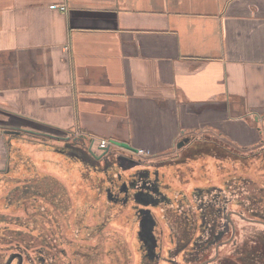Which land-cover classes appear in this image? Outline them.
<instances>
[{
    "label": "crops",
    "instance_id": "crops-1",
    "mask_svg": "<svg viewBox=\"0 0 264 264\" xmlns=\"http://www.w3.org/2000/svg\"><path fill=\"white\" fill-rule=\"evenodd\" d=\"M263 119L264 0H0L1 167L25 178L47 159L15 156L24 132L149 156L187 132L257 144Z\"/></svg>",
    "mask_w": 264,
    "mask_h": 264
},
{
    "label": "flooded vegetation",
    "instance_id": "flooded-vegetation-1",
    "mask_svg": "<svg viewBox=\"0 0 264 264\" xmlns=\"http://www.w3.org/2000/svg\"><path fill=\"white\" fill-rule=\"evenodd\" d=\"M16 136L22 137L23 134ZM34 137L35 136L32 135L29 138L28 136L25 138L30 141L32 140V143L44 144V148L41 149H45V152L58 149L64 152H70L78 157L83 156L89 159L90 162L91 158L95 159L91 163L88 162V164H84L82 161H77L76 158L71 159L62 153H59L61 157H58L68 162H78L77 164L75 162L69 164H73L75 169H81L82 167L83 174L81 173V176L84 179L88 178L90 179L89 181H91L94 175H99L97 177L101 182L95 184L98 189L99 187L103 189V196L106 197L109 202L113 204L120 202L122 206L126 207L132 202L131 206L135 210L134 216L138 219L139 224V229L136 232L137 239L142 245V258L136 259L134 264L136 262H138V264H159L158 261L161 259L165 262L169 261L171 264H183L184 262H192V260H199V264H201L212 259H204V255L215 246L216 251L213 257L214 259L207 263L210 264L220 255L221 246L226 245L230 241H233L232 243L235 242L236 225L232 216H240L246 220L249 218L253 223L257 221L258 223L255 224L264 226V186L253 187L254 189L252 190L243 191V188H241L243 181L245 183L247 182L246 184L251 183L253 185L257 181L249 177L237 176L235 173L233 174L230 172V169L226 171L227 174H221L219 181L215 182V184L210 183L205 186L195 187L194 190L190 192L191 197L187 192L185 193L183 190H178L177 193L180 194L181 198L179 199V206L175 207L174 202L176 201L174 197H170V194L165 191L171 189V185L168 182L169 172L164 168H172L175 164H179V162H177L178 160L185 161L184 159L186 156L197 158L199 153L197 148H200L199 145L197 146V142L201 140V137L191 138L193 135H185L181 138V140H185L184 145L177 149L179 152L177 151L165 158L162 156L155 159L147 156V154H140L143 156L139 160L133 158V152L128 153L126 150L120 148H118L120 151H117L118 149L112 150L111 147L105 150L100 148L103 146L101 144L93 146L94 153L97 157L96 159L90 155L87 149L88 146L85 145L83 141H81L80 144H78L77 141V144L73 143V139L76 135L64 140L63 144H58L50 139L39 141ZM41 138H43V136ZM195 139L197 142L192 143ZM35 140L36 142H33ZM189 140L192 141H190V144ZM198 144H201V142ZM104 146H107V144ZM220 147L223 146L215 143L211 145L203 144L201 148H203L205 152L213 150L210 153H214L215 158H218V160H223L225 154H228L224 157L226 161H242L244 158L247 159L248 156L255 155L256 157L264 156V147L255 152L253 151L254 153L252 155V152L246 154L249 150L246 151V153L241 151L232 152L229 149L220 150ZM99 156L100 158H98ZM41 158L48 159L51 157L41 156ZM222 160H220V163H222ZM14 164V166H19L20 170H24L23 164L20 163L18 159L15 160ZM187 167L190 168L191 166L189 165ZM11 169L13 168L7 169L4 174L9 173ZM178 170L181 169L177 167L176 171L171 174L178 178ZM57 177L64 182L67 181L65 177ZM10 178L20 179L19 181H14L19 182L21 185H17L19 186H16L17 189L15 187L10 191L8 190V193H5L3 199L7 201L8 204L10 203L11 205L15 203L20 207L19 209L25 210L28 203L27 196H30L32 191L41 192V190H37L35 187L31 188L30 185H43L42 182H40L42 180L39 178H25L22 173L19 176H12ZM12 185L14 186L15 184H11L10 189L13 187ZM18 190L20 191L19 194L17 193ZM174 192H176V190H174ZM182 204H184L185 207H183ZM230 205H232V208H229ZM183 213H185L184 215H187V217L181 216ZM246 214H251V216L257 215L261 218L247 217ZM155 215H158L161 223H165L164 225L168 226L171 237H174L171 239V243H174L178 250L179 247L183 246L179 251V254H182V262L179 260L176 262V260L171 257L174 256L172 255L173 250L167 249L166 256L164 257L160 255L159 248L161 244L156 231L158 220ZM179 216L182 218L179 219ZM27 220L30 221L28 218ZM8 221L10 224L19 223L29 225L27 221L21 219L15 220L12 218ZM179 223H182V225H179ZM9 226L10 225H8V227ZM145 226L147 227L146 229H148V234H150V236L153 235L155 239V249L152 248V241L142 238L143 228ZM29 228H31L30 225ZM95 229L102 231V224L96 226ZM230 230L231 236L225 240V234ZM162 231L163 228L161 229V232ZM32 233L35 234V229L33 228L28 231L23 227H9L7 229V238L4 239V241H0L3 242L0 246L4 247V250L0 251V264H98L100 262L101 264H127L130 261L128 252L123 249V245H120L121 243L116 246L115 251H107L105 241L102 243H93V241H91V243L82 246L83 248L80 249L78 247L79 245L65 247L64 240L61 241L59 238L60 236H54L49 243L51 249L46 253L50 260L48 261L47 258H45L46 251H44V247H42V237L37 239ZM38 233H40L39 236H42V231L39 230ZM93 237V232L87 234V240L93 239ZM13 241H20L21 245L15 243L14 247H16V249L8 248L10 247L8 244ZM2 253H6V255ZM122 253L127 254L126 259L123 260L125 262H123L120 257ZM103 254L107 255V257L103 258ZM64 255H67L68 259L63 258Z\"/></svg>",
    "mask_w": 264,
    "mask_h": 264
},
{
    "label": "rangeland",
    "instance_id": "rangeland-1",
    "mask_svg": "<svg viewBox=\"0 0 264 264\" xmlns=\"http://www.w3.org/2000/svg\"><path fill=\"white\" fill-rule=\"evenodd\" d=\"M253 126L255 128H257L258 132L261 134L262 137V141L258 142L257 144L253 143L251 145H244L242 142H240L239 140H236L235 138L230 137L229 135H226L225 132H222L220 130H215L216 132H187L190 134L187 135H193V137L191 138H198L201 137V140L197 142V140L195 139L193 142L191 140H189V144L190 141L192 143L197 142V146L199 145L200 148H197L199 150L198 156L197 158H190L188 156H186V158L184 159L185 161H181L178 160L177 162H179V164H175L174 166H172V168H164L166 171L169 172V184L171 185V189H169L168 191L165 190L168 194H170V197H174V200L176 202L175 203V207L179 206V202H180V194H178V190H183L185 193L187 192L188 195L191 197L190 192H192L194 190L195 187L197 186H205L208 184H212L215 182L219 181V178L221 177V174L225 175L227 174L226 171L227 170H231L230 172H232L233 174L235 173V175L237 176H242V177H249L254 179L255 181H257L256 183L253 184H246L243 181V185L241 188H243V191L249 190V189H254L253 187H262L264 186V156H248L247 159L244 158L242 161H234V160H229L226 161L224 159V157H226L228 154H225V156L222 159L215 158L214 153H210L213 150H208L207 152H205V150L202 147L203 144H215L218 143L221 144V146L219 149L220 150H225V149H229L232 152L235 151H241V152H245L249 150V152H247L246 154L251 153V155L259 150L262 149V147H264V119L263 120H259V121H254L253 120ZM262 130V132H261ZM56 133H60V132H56ZM193 133V134H191ZM32 135H40L41 137L43 135L41 134H37V133H33V132H27V133H23L22 137L19 136H15L14 139L12 140V145H13V149L16 147H19L17 149H15V156L18 158V155L21 154V157L24 158H36V159H40L41 156H50L52 159H55L56 157H61V153L60 150L58 149H54V150H50L48 152H45V149H41L44 148V144L41 143H32V140H27L25 137L28 136L31 137ZM73 135V134H72ZM87 135V134H85ZM198 135V136H197ZM4 132H0V149H5V143H4ZM41 137H34L37 140H49L50 137L48 136H43V138ZM204 137V138H203ZM63 139V140H62ZM51 141H54L58 144H63L64 138H60V139H53L50 138ZM99 140V139H98ZM33 142H36L33 141ZM181 142V141H180ZM199 142H201V144H198ZM129 143V142H128ZM35 146H34V145ZM41 144V145H40ZM112 150H116L119 147L118 146H111ZM123 150H126V152L128 153H132V151L130 152V150L128 148H121ZM179 149V147L176 146L175 150L172 153H166V151L163 152H158V153H152L150 154V152L148 153V155L152 158H160L162 156L167 157L170 156L172 154H174L175 152H177ZM264 149V148H263ZM6 150V149H5ZM94 150V149H93ZM117 151H120L119 149ZM254 151V152H253ZM58 152V153H57ZM179 152V151H178ZM209 153V154H208ZM12 154H13V150H12ZM143 156V155H142ZM142 156L138 153V152H134L133 153V158L135 160H139L140 158H142ZM214 157V158H213ZM5 159H6V152H0V219H4L6 218L5 214L8 215V220H11V218H14L16 216H21L22 218H24L25 221H27L29 223V225L31 226V228L35 229L36 232H38L41 228V226H43V224L46 223V221L42 220V217L40 214H36L33 213V211L35 210V208L37 206H40L41 202L39 200V196L37 197L36 202L34 203L32 199L28 200L27 203V207L25 210H21L19 209L20 207L17 206V204L12 203L10 205V203L8 204L7 201H5L3 199V196L5 195V193H8V190H12L14 189L17 185H20L19 182H15L13 178H10L12 176H17L20 175L22 173V171H20L19 166H11V168H13L9 173L4 174V172L8 169V167L6 166V168L1 167L3 163H5ZM149 160V159H148ZM222 160V163H220ZM71 162H75L76 164L78 162L76 161H71ZM184 162V163H182ZM228 162V163H227ZM56 164V162H54ZM54 164V165H55ZM184 165V166H183ZM191 166L190 168H188L187 166ZM24 166V170L26 169L25 164H23ZM73 164H71L70 166H64V163H60L57 164L55 166L52 165H47L44 164V169L41 170V167L39 169V171H45L42 172L43 174L45 173H50V174H55L56 177L57 176H64V175H73L74 174V168L72 167ZM179 167L178 170V178L176 176H173L171 173L176 171V168ZM186 167V168H184ZM183 168V170H182ZM38 172V170H37ZM81 173L83 174V169L81 167V169L77 170V175H76V180L75 182H77L75 185H79L81 187V189L84 188V190H86L89 194L85 195L83 194V196H81L80 205H75V193L74 190L72 189V194L68 189V194L70 195V206L66 205V207L64 208L66 210L67 213V217L70 215L69 213H71L70 217L67 218V220H65V224L58 226V228H56L55 224H51V228L52 232H56V236H58V233L60 232V239L63 238V234H65L64 238V246L65 247H72L73 245H79L78 247L81 249L83 248L82 246L91 243V241H93V243H102L105 241L106 243V250L107 251H115L116 250V246H118L120 243V245H124V241L127 240L128 244L126 248V246L123 248L126 252H128V257L130 259V261L127 264H134V261L137 259L142 258V245L141 243L138 241L137 239V230L139 229V224H138V219L134 216V212L135 210L132 208L131 204L126 207V206H122L121 203H116L113 204L111 202H109V200L103 196V189H101L99 187L96 186L95 183L99 184L101 181L100 179L97 177L99 175H94L93 179L91 180V184L90 186L87 187V185L84 183V179H82ZM23 174V173H22ZM52 174V175H53ZM54 175V176H55ZM81 176V177H80ZM103 176V175H100ZM87 180H90L88 178H86ZM244 180V179H243ZM249 180V179H248ZM13 181V182H12ZM250 181V180H249ZM34 182V181H32ZM42 182V181H40ZM67 182V181H65ZM252 182V181H251ZM68 183V182H67ZM253 183V182H252ZM4 184V185H3ZM11 184H15L11 189H10V185ZM31 188L35 187L37 190H43L44 185L41 184H37V185H30ZM51 189H53L52 191H54L56 188L49 185L47 186ZM90 188V189H89ZM174 190H176V192H174ZM257 190V189H255ZM171 192V193H170ZM17 193L19 194L20 191L18 190ZM17 195V194H15ZM39 195V194H38ZM14 198V197H13ZM12 198V199H13ZM178 200V201H177ZM188 200V199H187ZM247 203V202H246ZM78 204V202H77ZM53 205H44L45 209L47 211H50L51 213H55L57 211V208H53ZM183 207H185L184 204H182ZM24 207V206H22ZM25 208V207H24ZM76 208V209H75ZM131 208V209H129ZM229 208H232V205L229 206ZM237 208V207H235ZM52 209V210H51ZM188 209V207H187ZM63 210V211H65ZM188 212V211H187ZM27 213H31L33 215V218L29 220H27ZM185 213L181 214V216L187 217V215H184ZM35 215V216H34ZM247 217H252L251 214H246ZM35 217V219H34ZM156 219L158 220V226H157V235L158 238L160 239V244L161 247L159 248V253L162 257L166 256V251L167 249L169 250H173L172 258H174L177 262V260H179L180 262H182V254H179L180 249L183 247H179V250L176 248L175 244L171 243V239L174 238L173 236L171 237V233L170 230L168 229L167 225H164L165 223H161V220L159 219L158 215H155ZM83 218V219H82ZM182 218L179 216V219ZM233 220L235 221V225H236V233H235V242L232 243L233 241L228 242L226 245L221 246L220 248V255L218 257H216V260H214L213 262H215L214 264H217L219 262V260H221V256H227L230 258H237L239 255L238 254H233L234 250L237 248L236 244H241V242H243V240L245 238L247 243L249 245H253L254 243L258 242V234L257 232H255L256 230H253V227H259L261 229L264 230V226L262 225H257L255 222L253 223V221L250 220H246L240 216H232ZM183 220V219H182ZM1 221V220H0ZM35 221V223L33 224L32 222ZM57 224V223H56ZM99 224H102L103 229L102 231H99L97 229H95L96 226H98ZM179 225H182V223H179ZM0 226L4 227L3 224L0 223ZM55 226V227H53ZM10 228L13 227H17L16 225H10ZM163 228V231L161 232V229ZM46 228V226L44 227ZM57 229V230H55ZM46 231H49L47 229H43ZM59 230V231H58ZM2 230L0 229V232ZM199 231V229H198ZM93 232L94 233V237L93 239L87 240V234ZM196 234V233H195ZM194 234V236H195ZM231 236V230L229 232H227L225 234L224 239L226 240L227 238H229ZM264 236V235H263ZM106 237V239H105ZM2 236H0V241H4V239H1ZM176 240V239H175ZM264 243V237L262 239V242ZM139 247V249H138ZM191 248V246H190ZM138 249V252H137ZM178 250V251H177ZM215 251L216 248L215 246L212 247L211 250H209L208 252H206V254L204 255V259H208V258H213L215 256ZM176 252V253H175ZM3 254V253H2ZM1 254V255H2ZM3 255H6V253H4ZM120 255V254H119ZM103 258H106L107 255L103 254L102 255ZM122 261L124 259H126L127 254H121L120 255ZM125 262V261H123ZM159 264H171L169 261L165 262L162 259L160 261H158ZM196 263H200L199 260L194 261L192 260V262H188V263H183V264H196ZM98 264H101L98 263ZM135 264H138V262H136ZM212 264V262L210 263Z\"/></svg>",
    "mask_w": 264,
    "mask_h": 264
},
{
    "label": "trees",
    "instance_id": "trees-1",
    "mask_svg": "<svg viewBox=\"0 0 264 264\" xmlns=\"http://www.w3.org/2000/svg\"><path fill=\"white\" fill-rule=\"evenodd\" d=\"M82 135H84V134H78V136H82ZM60 152L64 155H66L67 157L71 158V159L76 158L77 161H82L84 164H88V162H90L89 159H86L83 156L78 157L77 155L72 154L70 152H64V151H60ZM93 160H95V159L91 158V162ZM45 162L47 165H52V166H55V165L60 164V163H64V166H70L71 165V164H69V163H71L70 161L68 162L67 160L62 159V158H58V157H56L55 159L48 158L47 160H45ZM54 162H56V164ZM72 167L74 168V166H72ZM27 169L29 171L31 170V168L29 166L27 167ZM77 170L78 169L74 168V174L73 175L67 174V175L63 176L68 181V183H65L64 181L60 180L58 177H55L54 175H51L50 173L43 174L44 176H42V179H41L42 184L44 185L43 190H41V192L40 191H37V192L32 191L31 195L27 196L28 198L30 197L29 199H32L33 202L35 203L37 200V197L39 195H41V196H39V200H40L41 204H40V206H37L35 208L33 213L40 214L42 217V220L46 221V223L43 224V226H41V228H40V231H42V236H39V234L41 232L38 233L36 231H35V234L32 233V235H34L37 239L42 237V243H43L42 247H44L43 250L46 251L45 252V258H47L48 261H50V260L48 259V254H46V253H48L49 252L48 250L51 249V246L49 243H50V241H52L51 239L54 236H56V234H57L56 232H52V229H54V228H51L52 227L51 224L52 225L55 224L56 228L59 229L58 226L61 227L62 224L64 225L66 222L65 220H67V218L70 217V215L72 213V212L69 213L70 215L67 217L68 212H66V210L64 209L66 207V205L70 206L71 198H70V195L68 194V189L71 192V194H72V189L74 190V193H75L74 197H75V202H76L75 205L76 206L81 204L80 199H81V196H83V194H85V195L89 194L86 190H84V188L81 189V187L79 185H75L77 183V182H75ZM20 171H22V170H20ZM23 172H26V171L23 170L22 173ZM43 172H45V171H43ZM17 176H19V175H17ZM82 179H84V178L82 177ZM14 180H17V178ZM19 180H17V181H19ZM84 180H86V179H84ZM84 183L87 185V187L91 185V184H89V183H91V181H89V180L84 181ZM49 185L55 187L56 189L54 191H52L53 189L47 187ZM17 187H19V186H17ZM17 187H16V189H17ZM21 191H23V190H21ZM40 198H42V199H40ZM77 202H78V204H77ZM46 204L53 205L52 206L53 208H55V209L57 208V212L51 213L50 211H47L44 207V205H46ZM63 210H65V211H63ZM5 216H6V218L0 219L1 220L0 223L4 225V227L0 226V229L2 230L0 232V236H2L1 239L7 238V229L9 228L8 225H16L17 228L23 227V228H26L28 231L32 229V228H29L28 224H19V223L10 224L8 219H7L8 215L5 214ZM252 217L261 218L260 216H257V215H252ZM27 218L32 219L33 215L31 213H27ZM13 219H15V220L21 219V220L25 221L24 218H22L21 216H16ZM34 219H35V217H34ZM32 223L34 224L35 221H33ZM45 226H46V228H44ZM55 226H53V227H55ZM43 229H47L49 231H46ZM55 230H57V229H55ZM253 230H256L255 232H257V234H258L257 235L258 236V242L257 243H254L251 246L247 243V241H246L247 238H245L243 240V242H241V244H236L237 248L234 250L233 254L234 253L238 254L239 256L237 258H230V257L224 256L221 258V260H219V262L217 264H264V243H261L262 239L264 237L263 236L264 230L259 228V227H256V226L253 227ZM58 236H60V232L58 233ZM64 236H65V234H63V238H61V241H63V240L65 241L66 237L64 238ZM15 243L21 245L20 241H17V242L13 241V242H10L8 244L10 246L8 248H10V249L15 248L16 249V247H14ZM2 244H3V242H0V245H2ZM127 244H128V242H127V240H125L123 248L125 246H126V248L129 247V246H127ZM1 250H4L3 246H0V251ZM63 258L66 259L67 255H64ZM214 263L215 262H213L212 264H214Z\"/></svg>",
    "mask_w": 264,
    "mask_h": 264
},
{
    "label": "water",
    "instance_id": "water-1",
    "mask_svg": "<svg viewBox=\"0 0 264 264\" xmlns=\"http://www.w3.org/2000/svg\"><path fill=\"white\" fill-rule=\"evenodd\" d=\"M76 141L78 142V144H80V142L83 141L84 144L88 146L87 149H88V152L90 153V155H92L94 158L97 159V157H96V155L94 153L95 151L93 150V146L95 145L94 138H92V137L84 134L82 136H76L73 139V143L77 144ZM184 142H185V140H181V142H179L177 144V147L181 148L184 145ZM111 146H118L120 149L123 148V147L124 148H128L133 153L134 152H138V149L135 148V147H133L130 143H128L126 141H120V140H117V139H114V138H112V139L109 140V143L107 144V146H101L100 148H103L105 150H108ZM100 156L98 158H100ZM247 219L250 220L249 218H247ZM255 222H257V221H255ZM146 228H147L146 226L143 228L142 238H145V239H147L149 241H152L153 242V246H154L155 239L153 238V235L150 236V234H148V232H147L148 229H146ZM153 246H152V248L155 249V246L154 247ZM213 259L214 258H212L210 260H207V261H205V262H203L201 264H207L210 261H212Z\"/></svg>",
    "mask_w": 264,
    "mask_h": 264
},
{
    "label": "built area",
    "instance_id": "built-area-1",
    "mask_svg": "<svg viewBox=\"0 0 264 264\" xmlns=\"http://www.w3.org/2000/svg\"><path fill=\"white\" fill-rule=\"evenodd\" d=\"M100 142H101L100 144L104 146L109 143V140L102 139ZM139 154H144V150L139 149Z\"/></svg>",
    "mask_w": 264,
    "mask_h": 264
}]
</instances>
